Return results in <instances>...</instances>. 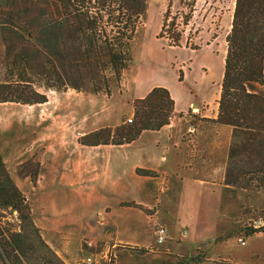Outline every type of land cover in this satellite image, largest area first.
<instances>
[{
  "label": "crops",
  "instance_id": "0c3cea01",
  "mask_svg": "<svg viewBox=\"0 0 264 264\" xmlns=\"http://www.w3.org/2000/svg\"><path fill=\"white\" fill-rule=\"evenodd\" d=\"M162 24L163 19L156 26L158 36ZM231 27L232 18L228 32ZM220 37L218 32L208 39L194 37L199 43L195 47L181 39L182 56L148 51L126 69L120 95L107 102L89 98V112H81L82 92L71 88L49 90L46 102L23 104L28 107L25 121L31 124L27 129L33 137L26 140L27 145L0 143V152L21 191L24 187L35 195L30 198L23 192L42 236L67 264H77L83 240L101 235L104 227L114 229L113 239L119 244L148 247L152 236L145 210L152 208L157 213L150 220L161 221L170 230L166 253H192L191 246L201 249V243L215 241L232 141V127L215 121L227 53L220 47ZM173 57L190 62L183 80L169 67ZM155 86L166 87L174 101L168 124L144 130L123 145L79 142L82 134L116 126L123 117L133 116V101ZM71 93L73 98L67 99ZM54 107L58 110L53 111ZM8 127L12 126L1 129ZM195 148L202 154H195ZM29 159L40 163L36 182L17 173V166ZM131 202L142 207L122 205ZM162 209L165 215L158 216ZM176 234L181 235L178 242Z\"/></svg>",
  "mask_w": 264,
  "mask_h": 264
},
{
  "label": "trees",
  "instance_id": "16d2710c",
  "mask_svg": "<svg viewBox=\"0 0 264 264\" xmlns=\"http://www.w3.org/2000/svg\"><path fill=\"white\" fill-rule=\"evenodd\" d=\"M148 6L149 0H0L7 68L11 77H16L0 82V103L47 101V95L34 88L31 71L41 75L40 83L50 89L110 91L119 85L133 61V41ZM168 12L169 8L159 37L166 36ZM173 34L169 43L179 46L181 34ZM226 39L215 120L232 127L224 184L229 191H264V0H235ZM36 56L40 67L34 64ZM133 105L132 122L123 120L116 126L98 128L81 135L79 142L89 146L131 143L144 130L168 124L174 101L166 87L155 86ZM39 169V162L29 159L17 173L36 182ZM0 208L16 210L20 220L19 230L0 226V259L4 264H66L35 224L30 204L10 176L1 152ZM258 229L246 234L264 231V224ZM205 259V253L198 251L196 255H176L175 260L169 258L162 264H199Z\"/></svg>",
  "mask_w": 264,
  "mask_h": 264
},
{
  "label": "rangeland",
  "instance_id": "374dc122",
  "mask_svg": "<svg viewBox=\"0 0 264 264\" xmlns=\"http://www.w3.org/2000/svg\"><path fill=\"white\" fill-rule=\"evenodd\" d=\"M149 6L150 11L143 19L138 34L133 41V61L130 65L131 67L135 65V62L139 63L140 56L148 53V51L159 52L164 55L175 52L177 53L175 56H182L180 54L182 51L181 48H178V46H172L168 43V37L174 35V32H179L181 34L180 39H182L183 43L188 41L193 47L197 44L199 45V43H197V38L208 39L218 32L221 34V40L219 42L220 47L227 49L226 38L229 34L228 30L234 13L235 0H158L156 5H154V0H149ZM168 8V16H172V19L167 22L168 33L165 37L161 38L156 35V26L158 25V22L162 23L163 15ZM173 22L174 24H172ZM194 37L197 38L195 39ZM41 41L45 42L44 38H42ZM7 56L9 55L3 41L2 30L0 29V82H4L6 79L16 78L11 77L12 73L10 72V69L7 68ZM173 58L169 63V67H172L174 73L177 74L179 78L182 80L185 79V75L189 70L190 62L182 60L179 57ZM36 60L37 61L34 64L37 67H40L38 56H36ZM129 67L127 70L131 68ZM127 70H125L123 75H127ZM27 74H29V72H27ZM30 74L31 78L34 80L33 86L38 92L46 94L49 90L56 92L67 91V89L55 90L44 87L42 83H40V80L42 79L41 75L36 74L33 71H31ZM120 85L121 82L119 85L113 86L110 91H101L98 93L78 91L82 92L83 110L81 112H85L84 110L89 112V110H91V103L88 101L89 98L101 97L103 98L102 100H106L107 102L111 97L115 95L119 96V93L121 92L119 91ZM71 94L72 95H66L67 99L68 97L70 100L73 98L74 95L73 93ZM123 98L122 100H125ZM119 101L121 102V99H119ZM18 103L19 102H4V104L0 105L1 122H3L0 124V143L4 145L11 143L15 144L17 142L19 144L24 142L22 145H27L26 140H31L33 137V132L30 129H27V126H31V124L26 123L25 121V108L28 107H24L23 103ZM54 109L58 110L57 107L52 108L53 111ZM68 109L69 107L64 108L66 111ZM49 110L47 109L46 113L49 112ZM70 110H72V107H70ZM22 117L23 119L21 120ZM129 117L133 116H125L122 120L128 122L127 118ZM4 126L12 127L1 129ZM192 131L193 129L190 130V132ZM194 153H200L201 155L202 150L195 148ZM35 161H37V159H35ZM233 190L234 191H229L225 186L223 188L218 209V224L220 226V232L217 234L215 241L212 240L210 243L206 244L201 243V249H195L196 246H191L192 253H186V255H196L198 254V251H203L206 255V259L199 264H264V234L262 235L264 231H254L252 235L246 234V232H251V229L259 230L258 228L264 224V191H248L241 188H235ZM23 192L29 195L30 198H35V195L32 196L24 187ZM132 204L136 207H142L135 203ZM122 205L127 204L123 203ZM145 211L149 220L147 226L149 227L152 236L151 243L148 247L119 244L113 239L114 229L111 227H104L101 231V235L93 238H85L83 240V251L78 258L77 264H85L83 260H86L88 256L95 258L97 262L96 264H106L108 260L106 262L104 255L107 254L109 256L110 251L115 252L117 255L114 260L115 264H162L164 260L169 258L170 260H175L176 255H185L182 253L178 254L176 251L166 253V246L172 239L170 230L168 226L161 221L156 222L150 220L152 215L157 213L153 208L146 209ZM159 214L164 216V209H162L161 212H158V216ZM19 224L20 220L16 210L11 208H0V226H2L4 230H19ZM156 224H163L167 228L168 239L164 244L158 245L156 243ZM197 237L200 238L201 236ZM240 238L246 240L245 245L240 243ZM180 239L181 235L176 234L175 242H178ZM86 240H93L94 245L88 246ZM0 261L4 264L1 259Z\"/></svg>",
  "mask_w": 264,
  "mask_h": 264
},
{
  "label": "built area",
  "instance_id": "2783aa9c",
  "mask_svg": "<svg viewBox=\"0 0 264 264\" xmlns=\"http://www.w3.org/2000/svg\"><path fill=\"white\" fill-rule=\"evenodd\" d=\"M174 15H176V14H174ZM170 19H172V16L169 17L167 22H169ZM167 26H166V29H168ZM165 32H166V34L168 33L167 30ZM127 121L128 122H132L133 121V117L127 118ZM167 239H168L167 228L163 224H156V228H155V240H156V243L158 245L164 244V243L167 242ZM239 241H240V243L242 245L246 244V240H244L242 238H240ZM86 244L88 246H93L94 245V241L93 240H86ZM109 253H110L109 256L107 254L104 255V257L106 258V262L108 260V262L106 264H115L114 260L117 257L116 253L112 252V251H110ZM112 256H114V257H112ZM83 261H84L85 264H96L97 263L95 258H93L92 256H88L86 258V260H83Z\"/></svg>",
  "mask_w": 264,
  "mask_h": 264
}]
</instances>
